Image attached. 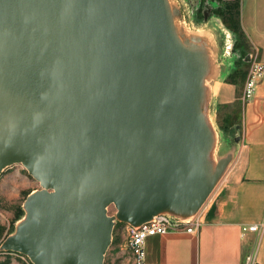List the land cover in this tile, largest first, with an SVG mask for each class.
Masks as SVG:
<instances>
[{
	"label": "water",
	"instance_id": "1",
	"mask_svg": "<svg viewBox=\"0 0 264 264\" xmlns=\"http://www.w3.org/2000/svg\"><path fill=\"white\" fill-rule=\"evenodd\" d=\"M183 43L168 0H0V176L41 184L1 250L104 264L118 222L205 206L237 151L210 172L218 75Z\"/></svg>",
	"mask_w": 264,
	"mask_h": 264
},
{
	"label": "crops",
	"instance_id": "2",
	"mask_svg": "<svg viewBox=\"0 0 264 264\" xmlns=\"http://www.w3.org/2000/svg\"><path fill=\"white\" fill-rule=\"evenodd\" d=\"M241 24L264 61V0H243ZM212 96L219 103L239 97L234 83L218 77ZM223 179L212 203L201 209L203 223L195 232L169 231L147 239L146 264H247L250 254L255 264H264V227L243 235V226L264 224V77L245 102L242 142ZM122 232L115 241L121 249Z\"/></svg>",
	"mask_w": 264,
	"mask_h": 264
},
{
	"label": "rangeland",
	"instance_id": "3",
	"mask_svg": "<svg viewBox=\"0 0 264 264\" xmlns=\"http://www.w3.org/2000/svg\"><path fill=\"white\" fill-rule=\"evenodd\" d=\"M171 6L173 25L175 32L181 37L185 47L203 46L209 54L218 78L223 81H229L230 76L238 69L239 63L247 64V72L254 58L257 56V50L248 43V47L239 46L238 34L229 29L218 11L224 4V0H168ZM241 1V13H242ZM260 57V56H259ZM247 76V75H246ZM245 80L237 86L240 96L242 113L241 118L230 130H221L220 121L217 115V99H206L200 105L208 124L215 134V144L210 153V172L215 170V166L220 158L225 157L233 150L238 151L242 142V120L243 110L246 100L243 97ZM230 82V81H229ZM205 86L210 88V82ZM239 89V90H238ZM210 94V93H209ZM213 170V171H212ZM224 180V179H223ZM221 180L213 194L205 204L208 206L214 200L218 191L222 189L224 182ZM41 184L37 181L23 165H14L8 167L0 176V246L2 242L16 229V224L25 216L24 204L28 195L40 189ZM19 208L23 213L17 218L16 212ZM113 211L114 208L112 207ZM116 225L113 232V240L116 239V233L122 232L121 226ZM125 232V230H124ZM123 233L124 241L126 235ZM118 236V235H117ZM121 235V239L123 238ZM29 259L24 258L21 253H10L1 250L0 264H31ZM104 264H133L129 254L124 246L121 249L115 243H111Z\"/></svg>",
	"mask_w": 264,
	"mask_h": 264
},
{
	"label": "built area",
	"instance_id": "4",
	"mask_svg": "<svg viewBox=\"0 0 264 264\" xmlns=\"http://www.w3.org/2000/svg\"><path fill=\"white\" fill-rule=\"evenodd\" d=\"M263 77L264 61L259 58V53L257 52V56L252 61L245 80V86L242 97L244 100L247 101L254 95L256 87ZM200 211L192 218L186 220L177 219L167 213H161L155 216L153 219L139 225L124 222L123 226L126 235L125 247L133 264H146L147 239L150 236L178 230L195 232L196 229L199 228L203 223V220H201L200 217ZM110 212L113 213L114 210H111ZM263 227L264 224H253L249 226H243V235L249 230L260 232ZM23 257L27 258L28 256L23 255ZM28 259L29 263L34 264L29 257ZM255 263V257L252 254L248 255L247 264Z\"/></svg>",
	"mask_w": 264,
	"mask_h": 264
},
{
	"label": "trees",
	"instance_id": "5",
	"mask_svg": "<svg viewBox=\"0 0 264 264\" xmlns=\"http://www.w3.org/2000/svg\"><path fill=\"white\" fill-rule=\"evenodd\" d=\"M241 1L242 0H224L223 6L219 8V15L225 25L233 32L238 34L239 46L248 47L249 39L241 24ZM247 75V64L239 63L238 69L230 76V82L240 85ZM242 106L240 96L233 103H220L218 105L217 115L220 121L221 130H230L235 123L241 118ZM23 213V209L19 208L16 212L18 218ZM124 224L118 222L117 226ZM115 243V240H113Z\"/></svg>",
	"mask_w": 264,
	"mask_h": 264
},
{
	"label": "bare ground",
	"instance_id": "6",
	"mask_svg": "<svg viewBox=\"0 0 264 264\" xmlns=\"http://www.w3.org/2000/svg\"><path fill=\"white\" fill-rule=\"evenodd\" d=\"M170 4V3H169ZM213 171V170H212ZM37 190H34V192H36Z\"/></svg>",
	"mask_w": 264,
	"mask_h": 264
}]
</instances>
